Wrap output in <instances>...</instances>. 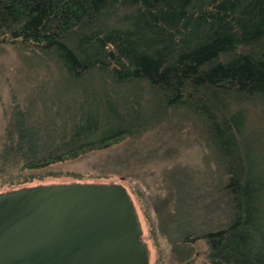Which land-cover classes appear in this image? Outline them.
<instances>
[{"label":"trees","instance_id":"16d2710c","mask_svg":"<svg viewBox=\"0 0 264 264\" xmlns=\"http://www.w3.org/2000/svg\"><path fill=\"white\" fill-rule=\"evenodd\" d=\"M5 46L26 63H52L78 93L11 108L0 193L172 113L186 118L216 173L189 211L217 198L225 218L201 231L190 220L176 234V259L264 264L263 130L250 129L251 117H264V0H0L1 53Z\"/></svg>","mask_w":264,"mask_h":264},{"label":"rangeland","instance_id":"374dc122","mask_svg":"<svg viewBox=\"0 0 264 264\" xmlns=\"http://www.w3.org/2000/svg\"><path fill=\"white\" fill-rule=\"evenodd\" d=\"M4 50L0 52V135L5 131L14 105L26 107L33 100H37V104L52 95L60 99L66 97L68 102L70 95L78 93L65 76L58 79L52 63L44 62V58L26 63L12 46H5ZM84 85L88 92L90 85L80 86ZM169 115L161 124L150 126L133 138L126 137L106 148L43 170H31L29 174L36 178L20 188L40 184L120 183L127 189L137 211L142 240L149 251V264H180L177 253L184 254L181 248H173L178 244L176 234L190 229L191 225L187 226L190 222L194 229L201 231L225 218L218 210L217 198L210 199L204 212L189 211L188 207L204 192L216 186L215 168L205 165V149L195 139L186 118H182L184 122L172 113ZM251 118L250 129L259 126L263 130L258 133L263 143L264 117L261 116L260 122ZM258 172L264 173V169ZM51 173L54 174L49 175ZM194 244L201 252L205 251L202 240ZM198 260L202 261V256Z\"/></svg>","mask_w":264,"mask_h":264},{"label":"water","instance_id":"95a60500","mask_svg":"<svg viewBox=\"0 0 264 264\" xmlns=\"http://www.w3.org/2000/svg\"><path fill=\"white\" fill-rule=\"evenodd\" d=\"M0 264H149V251L122 184H40L0 193Z\"/></svg>","mask_w":264,"mask_h":264}]
</instances>
